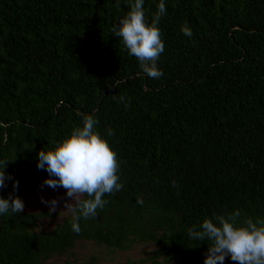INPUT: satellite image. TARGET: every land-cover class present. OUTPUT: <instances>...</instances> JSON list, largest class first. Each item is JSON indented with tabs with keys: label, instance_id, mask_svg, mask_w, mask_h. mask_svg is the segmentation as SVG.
Masks as SVG:
<instances>
[{
	"label": "trees",
	"instance_id": "1",
	"mask_svg": "<svg viewBox=\"0 0 264 264\" xmlns=\"http://www.w3.org/2000/svg\"><path fill=\"white\" fill-rule=\"evenodd\" d=\"M158 4L145 0L149 21ZM128 5L0 0V160L18 181L0 196L25 195L45 172L38 153L82 126L78 113L114 130L123 185L79 234L72 215L50 231L37 230L58 216L47 211L0 217V264H97L71 259L81 241L156 245L125 264H202L211 241L192 240L191 228L237 210L241 223L264 218V0H166L160 79L112 34Z\"/></svg>",
	"mask_w": 264,
	"mask_h": 264
},
{
	"label": "clouds",
	"instance_id": "2",
	"mask_svg": "<svg viewBox=\"0 0 264 264\" xmlns=\"http://www.w3.org/2000/svg\"><path fill=\"white\" fill-rule=\"evenodd\" d=\"M130 10L112 27V34L122 40L130 56L135 57L142 72L151 79L163 77L158 61L165 51V42L159 27L161 18L167 14L166 0H159L157 11L151 21L146 18L145 0H129ZM181 32L188 38L193 37L191 27L185 22ZM124 102L125 98H120ZM82 126L73 127L70 134L57 142L51 149L41 150L37 157V167L48 173L50 179L45 181L48 187L66 190L71 203H65L66 211L72 214L71 229L81 232V219L95 218L98 209H103L108 201L106 194L119 192V160L117 153L109 144V137L115 133L111 128L106 134L99 130L100 121L92 115L78 113ZM6 161L0 160V190L6 181L13 182L6 174ZM87 196V199H79ZM55 211L56 200L45 201ZM24 203L19 197L9 194L8 198L0 196V217L21 213ZM239 210L231 214H214L206 218L199 226L188 232L192 240L211 241L204 264H224L230 259L237 264H264V218H247L239 222Z\"/></svg>",
	"mask_w": 264,
	"mask_h": 264
},
{
	"label": "rangeland",
	"instance_id": "3",
	"mask_svg": "<svg viewBox=\"0 0 264 264\" xmlns=\"http://www.w3.org/2000/svg\"><path fill=\"white\" fill-rule=\"evenodd\" d=\"M48 173L45 171L43 175L38 178H33L29 181L28 189L25 195L20 198L24 203V210L26 212H41L47 211L51 214H57L55 218H47L40 222L38 231H50L59 225L64 219L70 217L72 214L70 211H66L64 204L71 203V198L66 196V190L62 187L53 189L45 184L47 179H50ZM80 196L79 199H82ZM56 200L58 202L56 210L51 211L50 205L45 203V201ZM156 245L154 244H138L135 245L131 250L123 251H113L105 246H99L93 242L81 241L78 243L74 256L71 259H76L77 261H83L90 256H96L98 259L97 264H125L130 260H139L150 257L153 253ZM206 256H202L199 260L204 264ZM66 260V256L55 258L53 261L63 262ZM150 264V263H148ZM224 264H237L230 259V257L225 259Z\"/></svg>",
	"mask_w": 264,
	"mask_h": 264
}]
</instances>
